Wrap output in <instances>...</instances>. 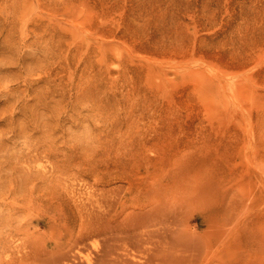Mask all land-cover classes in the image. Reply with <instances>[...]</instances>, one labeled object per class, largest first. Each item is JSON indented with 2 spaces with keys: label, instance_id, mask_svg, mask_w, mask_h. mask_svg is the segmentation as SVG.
Listing matches in <instances>:
<instances>
[{
  "label": "rangeland",
  "instance_id": "374dc122",
  "mask_svg": "<svg viewBox=\"0 0 264 264\" xmlns=\"http://www.w3.org/2000/svg\"><path fill=\"white\" fill-rule=\"evenodd\" d=\"M81 193L111 264H264V0H0V264L94 261Z\"/></svg>",
  "mask_w": 264,
  "mask_h": 264
},
{
  "label": "bare ground",
  "instance_id": "6f19581e",
  "mask_svg": "<svg viewBox=\"0 0 264 264\" xmlns=\"http://www.w3.org/2000/svg\"><path fill=\"white\" fill-rule=\"evenodd\" d=\"M16 131L18 133V127ZM101 191L103 192V190ZM81 196H84V200L81 198L77 201V198L73 199L72 196V198L66 199L55 206V208L66 215L68 227L72 230L70 246L62 248L59 256L71 260L79 258V253L81 252L82 246L86 243V240L93 234H100L105 236L104 246L97 250L94 261L93 258H90L86 261L87 263L83 262L82 264H111V262L115 261L113 258L116 248L115 233H126L127 237L136 241H139L138 235L145 234L144 232L135 231L136 227L133 228L130 225H124V221L121 222L118 219V214L126 212L123 205L124 201L108 202L109 208L105 210L102 208V198L104 195L101 198L91 193H85L84 195L81 193ZM162 210L160 209V213H163ZM164 214H169V212L166 213L164 211ZM147 234L164 236L161 226L156 227V229L149 231Z\"/></svg>",
  "mask_w": 264,
  "mask_h": 264
}]
</instances>
